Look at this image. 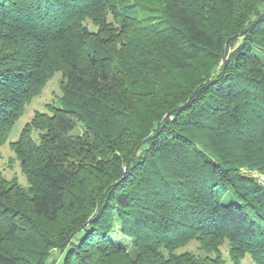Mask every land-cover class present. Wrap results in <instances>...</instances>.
<instances>
[{
    "label": "trees",
    "instance_id": "trees-1",
    "mask_svg": "<svg viewBox=\"0 0 264 264\" xmlns=\"http://www.w3.org/2000/svg\"><path fill=\"white\" fill-rule=\"evenodd\" d=\"M57 72L0 264H264V0H0V146Z\"/></svg>",
    "mask_w": 264,
    "mask_h": 264
},
{
    "label": "rangeland",
    "instance_id": "rangeland-1",
    "mask_svg": "<svg viewBox=\"0 0 264 264\" xmlns=\"http://www.w3.org/2000/svg\"><path fill=\"white\" fill-rule=\"evenodd\" d=\"M65 82L66 79L63 73L57 72L52 77V79H50L49 82L45 84L41 94L34 97L32 101L26 106L22 116L19 117L15 125H13L10 135L0 146V173L4 176L8 183L18 184L25 190H28L30 187L28 177L22 172L21 164L14 151L15 149L13 144L18 141L24 128L27 125L32 124L36 112H44L51 115V110L53 108L59 107L63 104V84H65ZM31 133L33 138L38 141L37 136L39 131L36 130L34 126L31 127ZM257 180L261 184H264V177H257ZM185 247V249L193 252L194 254L200 255L201 253L200 244L196 242H193L191 245ZM222 251L224 253V257L227 259V263L232 264L229 258V243L226 242L222 245ZM243 263L254 264L250 257H248Z\"/></svg>",
    "mask_w": 264,
    "mask_h": 264
}]
</instances>
